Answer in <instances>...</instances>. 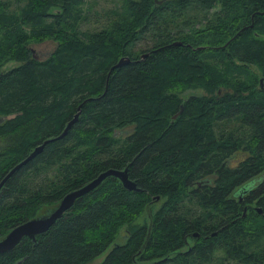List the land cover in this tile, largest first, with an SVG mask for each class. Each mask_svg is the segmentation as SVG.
I'll list each match as a JSON object with an SVG mask.
<instances>
[{
  "label": "trees",
  "instance_id": "16d2710c",
  "mask_svg": "<svg viewBox=\"0 0 264 264\" xmlns=\"http://www.w3.org/2000/svg\"><path fill=\"white\" fill-rule=\"evenodd\" d=\"M103 1L0 8V177L78 111L0 187V236L108 167L137 189L105 177L0 264H264V0Z\"/></svg>",
  "mask_w": 264,
  "mask_h": 264
},
{
  "label": "water",
  "instance_id": "95a60500",
  "mask_svg": "<svg viewBox=\"0 0 264 264\" xmlns=\"http://www.w3.org/2000/svg\"><path fill=\"white\" fill-rule=\"evenodd\" d=\"M155 1L160 2V0ZM171 43L180 44V41L173 40L171 41ZM126 61H128L127 55L120 56L113 64L110 65L109 70L114 66H119L125 63ZM78 107L79 104L77 105V108ZM77 113L78 111L73 113V116L65 122L63 128L57 135L44 138L40 143L34 145L24 157H22L20 160L10 166L0 178V187L17 170V168L21 164H23L25 161L34 156L38 151H40L44 143H46L49 139L63 135L77 118ZM15 114V112H11L8 114L0 115V121H2L3 119H9ZM126 169L127 165L120 169L108 167L104 170H101L82 185H79L64 192L59 197V199L51 206H47L35 215H32L14 224L4 234L0 236V252L11 250L21 241L23 237H29L31 240H34L35 235L44 232L47 227L54 222L55 219L59 218L66 209L71 207L72 203L77 198H80L82 195L95 188L105 177L109 175L117 177L123 187L127 189L136 190L137 186L135 185V182L127 176ZM157 199L158 196H156L155 200ZM256 209L260 210L259 208ZM192 235H196V233L194 232Z\"/></svg>",
  "mask_w": 264,
  "mask_h": 264
},
{
  "label": "rangeland",
  "instance_id": "374dc122",
  "mask_svg": "<svg viewBox=\"0 0 264 264\" xmlns=\"http://www.w3.org/2000/svg\"><path fill=\"white\" fill-rule=\"evenodd\" d=\"M102 4L111 5L110 2L105 3L103 0H99L98 4L96 6H101ZM51 10H54V8H52ZM92 25L93 24H91L90 22H83L79 26H80V29H84L86 26L91 27ZM30 46L33 48L35 58L44 59L54 49L55 41L47 38V39H44V40L39 41L37 43H32ZM14 63H15V60H7L6 62L3 63L2 67L6 68V67H9L11 65H14ZM102 256H103V253H100L98 256H96L95 258H93L92 260L87 262L86 264H96V262H98L102 258Z\"/></svg>",
  "mask_w": 264,
  "mask_h": 264
},
{
  "label": "flooded vegetation",
  "instance_id": "af4514ba",
  "mask_svg": "<svg viewBox=\"0 0 264 264\" xmlns=\"http://www.w3.org/2000/svg\"><path fill=\"white\" fill-rule=\"evenodd\" d=\"M5 2H6V0H0V8H1V9H7V8L10 9V8H13V7H14V6H10V4H5ZM29 48H30V51H31L32 55L35 56L34 51H33V48H32V47H29ZM145 55H147V52H144V51H143V52H141V53L139 54V57H144ZM131 59L134 60V59H137V58H131V57L128 56V61L131 60ZM128 61H126V62H128ZM77 109H78V108H77ZM13 117H14V116H13ZM11 118H12V117H11ZM42 140H43V139H42ZM42 140H41V141H42ZM41 141H40V142H41ZM40 142H39V143H40ZM37 144H38V143H37ZM35 145H36V144H35ZM33 146H34V145H33ZM33 146H32V147H33ZM32 147H31V148H32ZM31 148H30V149H31ZM30 149H29V150H30ZM28 152H29V151H28ZM28 152H27V153H28ZM23 157H24V156H23ZM21 165H22V164H21ZM21 165H20V166H21ZM18 168H19V167H18ZM0 178H1V177H0Z\"/></svg>",
  "mask_w": 264,
  "mask_h": 264
}]
</instances>
